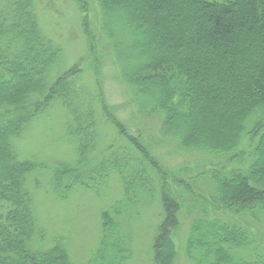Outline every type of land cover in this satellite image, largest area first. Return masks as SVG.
I'll use <instances>...</instances> for the list:
<instances>
[{"label":"trees","instance_id":"trees-1","mask_svg":"<svg viewBox=\"0 0 264 264\" xmlns=\"http://www.w3.org/2000/svg\"><path fill=\"white\" fill-rule=\"evenodd\" d=\"M78 1L85 15L95 6L93 36L83 22L91 52L99 59L107 52L129 104L143 120L158 117V136L125 125L79 66L67 68L63 49L41 27L35 0H2L0 264H75L66 239L49 236L36 213L31 189L39 169L49 171L47 184L60 199L79 188L102 196L111 177L121 182L122 197L102 211L100 246L84 264L132 258V224L156 200L162 214L154 263L175 264L172 234L184 204L166 188L159 145L201 154L207 165L238 164L208 167L183 183L193 199L183 245L191 264H264V0ZM54 105L66 112L76 158L49 167L21 157L16 143ZM102 109L118 132L108 144Z\"/></svg>","mask_w":264,"mask_h":264},{"label":"rangeland","instance_id":"rangeland-1","mask_svg":"<svg viewBox=\"0 0 264 264\" xmlns=\"http://www.w3.org/2000/svg\"><path fill=\"white\" fill-rule=\"evenodd\" d=\"M83 1L85 3V0ZM1 2L2 0H0ZM35 2L41 27L63 49L62 62L67 63V68L79 66L85 83L90 87L97 88L100 91L99 93L102 96L104 95L103 100L110 107L107 110L112 115L114 112L131 129L144 127V130L149 132L146 134L156 138L158 136L157 129L159 128L158 117L143 120L137 114L136 107L129 104V97L124 86L116 77L115 67L107 52L103 51L104 58L99 59L100 57L90 50V40L83 22L87 18L88 29L93 36L97 30L93 15L95 6L91 5L92 10L88 15H85L84 5L78 0H35ZM94 65L98 69L100 68V78L96 75ZM101 112V120H104L101 127L102 138L104 143L108 144L116 141L118 132L111 119L107 120L103 116V109ZM66 123L67 117L64 108L54 105L36 119L28 127L29 131L17 140L16 149L18 154L26 159L35 158L39 162L51 164L49 167L62 161H73L76 158V145L67 135ZM118 141L122 142L121 139ZM171 150L167 145H159L156 147L155 152L162 159L169 172L167 173V190L172 192L180 205L184 204V208L178 213L180 228L172 234L179 250L175 264H191L183 245L189 229L186 207L193 204V199L184 184L196 178L208 167L214 166L221 169L224 167L225 170H231L236 168L238 164L234 162L231 164V160H229L224 161V166H219V163L215 164V162L207 165L206 162L200 160L201 154L194 152L178 154L173 153ZM47 172L49 171L39 169L34 175V179L36 180L37 177L39 180V184L34 185L31 189L36 213L40 222L47 229L49 236H62L66 239L70 256L75 264H84L100 246L102 211L122 197L121 182L116 177L117 175L111 177L102 196H97L91 190L79 188L71 192L66 199H60L53 192L51 185L47 184ZM31 179L29 175L28 184L31 183ZM197 182V188L202 187L199 190L204 192L205 184L203 180ZM180 183H182V186H179ZM161 214V205L156 200L153 205L145 208L142 216L132 224L134 233L133 257L125 264H155L152 243L157 233V225L160 222Z\"/></svg>","mask_w":264,"mask_h":264},{"label":"bare ground","instance_id":"bare-ground-1","mask_svg":"<svg viewBox=\"0 0 264 264\" xmlns=\"http://www.w3.org/2000/svg\"><path fill=\"white\" fill-rule=\"evenodd\" d=\"M215 1H219L220 2V1H223V0H215Z\"/></svg>","mask_w":264,"mask_h":264}]
</instances>
